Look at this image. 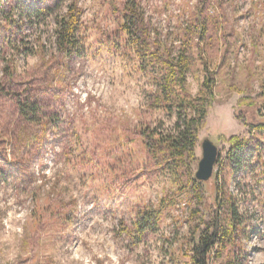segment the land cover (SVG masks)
<instances>
[{
	"label": "rangeland",
	"instance_id": "1",
	"mask_svg": "<svg viewBox=\"0 0 264 264\" xmlns=\"http://www.w3.org/2000/svg\"><path fill=\"white\" fill-rule=\"evenodd\" d=\"M0 1L6 5L0 14V264H189L190 238L211 225L216 172L244 220L232 250L242 264H264V155L254 153L235 173L222 170L226 138L237 136L257 151L264 145V132L251 129L261 120L255 97L264 82V0H137L152 36L173 54L196 17L207 26L203 60L196 39L191 42L185 85L192 96L199 93L205 61L214 97L190 169L195 174L206 139L220 163L202 186L201 203L176 193L168 174L132 140L145 126L171 131L176 115L148 107L150 76L105 43L116 28L114 7L124 0H46L56 5L40 18L41 0ZM72 1L82 12L79 48L63 59L53 31ZM42 60L51 62L50 70ZM26 96L41 106L38 125L19 115L17 100ZM164 197L175 205L162 213L156 233L136 243L122 232ZM230 255L216 247L207 264H225Z\"/></svg>",
	"mask_w": 264,
	"mask_h": 264
},
{
	"label": "trees",
	"instance_id": "2",
	"mask_svg": "<svg viewBox=\"0 0 264 264\" xmlns=\"http://www.w3.org/2000/svg\"><path fill=\"white\" fill-rule=\"evenodd\" d=\"M30 1V0H27ZM41 5L35 12L40 18L46 11L48 16L56 2L47 4L46 0L40 1ZM6 5L0 1V14ZM118 14L116 28L107 34L105 43L115 54L134 61L139 71L149 75L154 90L148 93V107L160 110L168 115H176L174 128L169 132H160L157 128L145 126L144 129L135 133L132 140L139 141L145 149L149 161L153 167L163 174H168L170 183L178 194L194 196L195 201L202 202L203 184L196 180L191 172V164L195 162L194 150L198 140V132L205 126L207 121V109L212 106L214 74L208 71V65L204 61L206 75L201 89L196 96H192L186 85V75L192 64V43L196 39L199 55L203 60V47L199 45L205 41L207 26L201 16L196 17L193 24L183 28L181 45L176 54L161 41L159 37H153L152 31L146 22L144 13L141 11L137 0H124L121 6L114 7ZM4 10V9H3ZM81 9L77 2L72 1L65 7V13L57 16L54 26V40L56 53L63 59H72L78 53V36L81 23ZM6 16V14H4ZM4 22L11 23L9 18L4 17ZM31 54V53H30ZM57 59V58H56ZM45 69L50 70V61H41ZM256 96V95H255ZM260 103V122L251 126L253 131L264 132V82L260 86V92L255 97ZM18 112L21 118L30 124L38 125L41 122V106L36 101L26 96L23 100L18 98ZM230 145L226 153L223 169L227 173H235L242 170L248 164V159L256 153L261 158L264 155V145L260 151L252 147L248 142L237 136L225 139ZM220 163L217 158V165ZM219 166V165H218ZM261 173L264 174V163L261 165ZM214 173V210L211 225L196 232L189 240L190 255L189 264H207L208 257L216 247L229 248L231 255L225 264H242L241 257L232 250L236 244L238 232L244 228L243 217L238 212V206L228 192L223 190L224 180ZM175 202L169 198H161L156 208H145L138 212L130 226H123L125 232L133 242L139 243L149 234H154L159 229L162 213Z\"/></svg>",
	"mask_w": 264,
	"mask_h": 264
},
{
	"label": "water",
	"instance_id": "3",
	"mask_svg": "<svg viewBox=\"0 0 264 264\" xmlns=\"http://www.w3.org/2000/svg\"><path fill=\"white\" fill-rule=\"evenodd\" d=\"M209 140H204L201 144L202 157L198 161L197 170L195 172L196 180L206 182L212 177V173L218 158V149Z\"/></svg>",
	"mask_w": 264,
	"mask_h": 264
}]
</instances>
